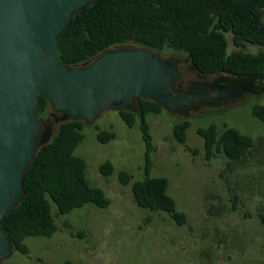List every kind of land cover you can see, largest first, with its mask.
Segmentation results:
<instances>
[{
	"label": "rangeland",
	"instance_id": "374dc122",
	"mask_svg": "<svg viewBox=\"0 0 264 264\" xmlns=\"http://www.w3.org/2000/svg\"><path fill=\"white\" fill-rule=\"evenodd\" d=\"M228 39L229 53L238 51L230 35ZM243 51L256 55L264 49L247 45ZM162 54L191 64L185 54L171 50ZM256 106H264V93L203 106L186 115L163 109L147 116L154 144L151 177L169 180L168 193L187 216L183 227L134 201L132 185L146 178L139 114L134 128L119 111L104 113L92 124L82 121L85 140L75 154L86 161L88 180L104 190L111 206L100 209L90 204L58 217L54 204L59 231L51 238H27L29 255L14 251L3 264H264V123L253 116ZM184 121L191 127L181 144L174 128ZM211 126L220 134L226 127L236 129L254 138L255 148L241 162L223 154L208 161L198 130ZM99 132H113L116 138L102 144ZM106 162L115 168L111 176L100 171ZM121 172L132 177L130 185L120 182Z\"/></svg>",
	"mask_w": 264,
	"mask_h": 264
},
{
	"label": "trees",
	"instance_id": "16d2710c",
	"mask_svg": "<svg viewBox=\"0 0 264 264\" xmlns=\"http://www.w3.org/2000/svg\"><path fill=\"white\" fill-rule=\"evenodd\" d=\"M228 35L238 51L229 53ZM247 45L264 49V0H96L78 13L58 38L60 60L71 68L117 49L148 48L155 53L171 50L187 55L201 74L219 77L216 80L223 88H231L235 81L251 80L234 88L262 91L264 51L245 53ZM135 102L134 110L119 111L129 128H134L139 114L146 145V178L132 185L134 201L139 208L165 213L178 226H186L187 216L178 211L168 193L169 180L151 177L154 144L147 116L159 114L164 108L144 98ZM51 109L50 102L41 96L40 121ZM253 116L264 123V106L254 107ZM190 127L189 121L175 126L174 137L179 143H186ZM82 131V121L60 124L51 142L39 149L24 178V201L2 222L14 250L24 256L30 253L27 238H51L59 231L54 204L58 217L90 204L100 209L111 206L104 190L88 180L86 161L75 154L85 140ZM198 134L204 140L208 161L223 154L232 162H241L256 145L254 138L228 127L223 134L216 126L199 129ZM115 138L113 132L98 134L102 144ZM114 170L110 162L100 168L104 176L113 175ZM119 179L124 186L132 181L126 172H121Z\"/></svg>",
	"mask_w": 264,
	"mask_h": 264
},
{
	"label": "water",
	"instance_id": "95a60500",
	"mask_svg": "<svg viewBox=\"0 0 264 264\" xmlns=\"http://www.w3.org/2000/svg\"><path fill=\"white\" fill-rule=\"evenodd\" d=\"M95 1L0 0V264L15 251L2 222L24 201V178L39 149L51 142L41 133V96L62 113L58 124H92L104 113L132 110L140 98L170 113H183L196 104L264 93L232 88L175 95L181 79L178 60L148 48L117 49L84 66L64 65L58 38Z\"/></svg>",
	"mask_w": 264,
	"mask_h": 264
},
{
	"label": "flooded vegetation",
	"instance_id": "af4514ba",
	"mask_svg": "<svg viewBox=\"0 0 264 264\" xmlns=\"http://www.w3.org/2000/svg\"><path fill=\"white\" fill-rule=\"evenodd\" d=\"M177 69L180 73L181 79L177 84L175 95L183 94L189 96V95H193V92L195 91H199L200 92L199 94H208L213 91H221V90H228L234 88V86L232 85L231 88L221 87L218 83V80L214 79L213 77L201 74L191 64L183 65L180 61H178ZM238 99H234V100H238ZM226 103L228 102L216 101L208 104H196L190 107H186L184 112L179 114L186 115V114H190L191 112L197 111L203 106L204 107L217 106V105H224ZM134 109H135V105L132 110ZM61 114L62 113H58L52 109L48 113V115H46L41 121L42 124L41 133L44 140L49 139L50 136L52 135L55 126L58 124L57 119Z\"/></svg>",
	"mask_w": 264,
	"mask_h": 264
}]
</instances>
